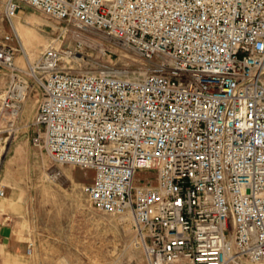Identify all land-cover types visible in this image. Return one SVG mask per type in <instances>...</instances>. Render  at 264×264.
Instances as JSON below:
<instances>
[{
    "label": "built area",
    "instance_id": "1",
    "mask_svg": "<svg viewBox=\"0 0 264 264\" xmlns=\"http://www.w3.org/2000/svg\"><path fill=\"white\" fill-rule=\"evenodd\" d=\"M22 7L142 62L72 72L54 46L31 62ZM3 15L0 116L14 125L39 88L32 143L93 171L83 192L130 213L149 264H264V0H5Z\"/></svg>",
    "mask_w": 264,
    "mask_h": 264
},
{
    "label": "rangeland",
    "instance_id": "2",
    "mask_svg": "<svg viewBox=\"0 0 264 264\" xmlns=\"http://www.w3.org/2000/svg\"><path fill=\"white\" fill-rule=\"evenodd\" d=\"M4 1L0 42L10 32ZM13 24L31 62L46 46L71 49L65 69L72 72L98 70L101 64L135 70L142 62L99 32L58 22L30 7H22ZM16 58L26 66L20 52ZM7 82V70L0 66V94ZM41 94L39 88L28 93L14 125L0 116V264H149L130 213H103L83 192L93 171L58 164L32 143L42 131L32 124Z\"/></svg>",
    "mask_w": 264,
    "mask_h": 264
},
{
    "label": "bare ground",
    "instance_id": "3",
    "mask_svg": "<svg viewBox=\"0 0 264 264\" xmlns=\"http://www.w3.org/2000/svg\"><path fill=\"white\" fill-rule=\"evenodd\" d=\"M17 15V14H16ZM47 47V46H46ZM11 195V194H10ZM13 196V195H12ZM10 197V196H9ZM16 197V196H15ZM12 200H13V198H12ZM4 201V200H3ZM13 203V202H12ZM10 205V204H9ZM12 207V206H11Z\"/></svg>",
    "mask_w": 264,
    "mask_h": 264
},
{
    "label": "crops",
    "instance_id": "4",
    "mask_svg": "<svg viewBox=\"0 0 264 264\" xmlns=\"http://www.w3.org/2000/svg\"><path fill=\"white\" fill-rule=\"evenodd\" d=\"M20 11H21V10H20ZM20 11H19V12H20ZM16 61H17V58H16ZM17 63L19 64V62H18V61H17Z\"/></svg>",
    "mask_w": 264,
    "mask_h": 264
}]
</instances>
